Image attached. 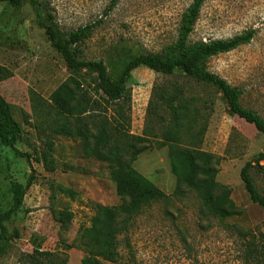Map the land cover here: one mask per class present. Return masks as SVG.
Instances as JSON below:
<instances>
[{
  "label": "rangeland",
  "instance_id": "1",
  "mask_svg": "<svg viewBox=\"0 0 264 264\" xmlns=\"http://www.w3.org/2000/svg\"><path fill=\"white\" fill-rule=\"evenodd\" d=\"M191 1L116 0L107 10L111 0H38L42 14L50 13L62 34L102 20L80 47L85 59H101L111 78L129 56L155 53L173 42L181 14ZM248 28L255 29L249 43L210 57L206 67L242 88L241 104L264 118V0H204L189 40L229 38ZM0 66L11 72L0 81V95L22 130L16 147L30 157L28 163L0 144V212L11 205L10 183L25 184L27 176L34 175L22 210L3 222L9 233L16 229L18 235L0 253V264H29L26 254L36 249L49 253L44 264H84L88 256L96 254L87 233L94 204L116 205L120 199L108 163L81 158L76 142L54 135L38 118V103L45 111L50 93L72 72L38 26L35 7L27 2L15 10L0 1ZM96 74L93 69L78 73L93 86ZM130 75L126 95L118 100L106 103L100 92L91 93L110 121L123 126L118 129L130 139L134 168L167 197L152 201L131 220L119 238V262L245 264L241 255L251 233L264 234V211L249 199L239 172L251 156L264 149V134L231 114L216 90L178 78L184 94L197 99L198 123L206 127L194 153L215 165L216 180L229 187L230 198L240 210L234 217L219 219L204 210L199 195L186 187L190 180L188 146L143 135L145 125L151 124L147 108L154 99L153 85L175 79L145 65L134 68ZM157 112L167 115L164 110ZM250 174L262 191L263 175L256 169ZM62 188L70 189L75 197ZM59 210L71 214L68 223L58 222ZM238 231L249 235L242 238Z\"/></svg>",
  "mask_w": 264,
  "mask_h": 264
},
{
  "label": "trees",
  "instance_id": "2",
  "mask_svg": "<svg viewBox=\"0 0 264 264\" xmlns=\"http://www.w3.org/2000/svg\"><path fill=\"white\" fill-rule=\"evenodd\" d=\"M0 1L6 2L15 10H19L23 2L35 7L38 26L43 29L52 48L60 54L66 67L72 72L50 93L48 108L45 111L44 106L38 103V118L42 119V123L54 135L76 142L81 158L102 161L110 166L109 176L120 202L116 205L94 204L87 233L96 246V254L88 256L84 264H103V261L121 264L118 250L120 236L126 233L131 220L144 207L152 201L167 197L153 182L134 168L130 161L129 137L118 129V126H122L120 123L110 121L105 113L106 109H101L100 103L91 93L100 92L106 103L124 97L127 84L132 80L130 73L140 65L175 79L171 83L168 81L153 85L154 99L151 98L147 108L151 124L145 125L143 135L159 137L174 144L185 143L188 146L190 180L186 187L199 195L204 210L222 220L240 213L230 198L229 187L216 180L215 165L210 160L198 159L194 153V149L202 143L206 127L198 123L197 117L201 110L198 102L196 103L197 99L184 94L185 87L178 78H185L216 90L221 94L231 114L264 134V118L241 104L244 90L231 85L206 67V61L210 57L249 43L255 35V29L248 28L229 38L190 41V34L204 3V0H192L181 14L177 36L173 42L164 45L155 53L129 56L123 61L117 76L111 78L104 62L101 59H85L80 47L102 20L97 19L62 34L56 29L53 16L50 13L42 14L38 0ZM115 2L116 0H111L107 10H111ZM84 69H93L97 72L94 86L78 75ZM10 76L11 72L0 66V81ZM157 109L164 110L167 115L159 114ZM21 139V127L14 120L8 103L0 95V144L29 163V154L21 152L16 147ZM263 163L264 149L243 164L239 177L249 199L264 211V188L259 191L250 174L251 169H256L264 177ZM33 179L34 175L29 174L25 184L16 181L10 183L11 205L0 212V253L11 237L18 235L16 229L9 233L3 222L10 220L15 213L22 210L25 191ZM61 191L71 198L75 197V193L68 188H62ZM57 220L61 225L66 224L71 220V214L59 210ZM238 235L246 238L249 234L238 231ZM250 236L251 240L248 239L244 245L242 262L264 264V234L259 231L251 233ZM48 256L49 253L37 249L31 254H26L29 264H44Z\"/></svg>",
  "mask_w": 264,
  "mask_h": 264
}]
</instances>
